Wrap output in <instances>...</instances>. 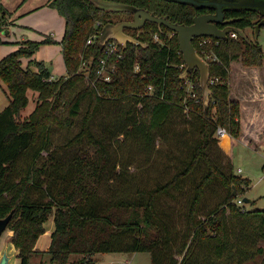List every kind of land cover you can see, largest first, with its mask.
I'll return each instance as SVG.
<instances>
[{"label":"trees","instance_id":"obj_1","mask_svg":"<svg viewBox=\"0 0 264 264\" xmlns=\"http://www.w3.org/2000/svg\"><path fill=\"white\" fill-rule=\"evenodd\" d=\"M105 1L144 7L187 24L214 11L169 0ZM48 5L65 19L62 39L17 41L18 47L0 58V82L10 99L0 112V219L13 212L8 227L20 264H30L40 252L36 243L52 216L48 252L57 264H97V253L137 251L150 252L152 264H245L257 256L264 264L259 244L264 208L249 210L238 203L251 179L237 174L231 159L222 162L216 136L218 127H225L234 139L225 134L221 145L229 149L242 135V104L231 95V67L234 61L264 65L257 38H194L211 76L219 78L210 83L211 100L205 104L200 71L181 77L186 63L176 32L150 21L140 34L131 31L147 45H122L118 69L105 81L96 69L106 46L100 37L90 44L88 39L114 22L113 14L132 12L92 0H50ZM8 13L0 2V46L6 42ZM263 17L258 9H230L226 24L246 29ZM51 42L62 45L66 74L55 77L43 60L33 58L24 66V57ZM187 78L195 82L200 100L188 90ZM30 89L38 92L37 104L23 117ZM116 109L122 115L97 131L98 118ZM79 118V130L55 147L54 132L72 128ZM158 138L169 144L166 151L157 146ZM123 145L147 156L136 167L140 172L163 152L166 163L145 179L131 169ZM72 254L79 257L70 261Z\"/></svg>","mask_w":264,"mask_h":264},{"label":"rangeland","instance_id":"obj_2","mask_svg":"<svg viewBox=\"0 0 264 264\" xmlns=\"http://www.w3.org/2000/svg\"><path fill=\"white\" fill-rule=\"evenodd\" d=\"M41 1L40 0H0V2H2L4 7L9 12L6 17V19L8 20L7 29H10L12 25L15 26L13 28L14 33H12L9 36V39L16 41V39L18 38L22 39V37H24V39L40 40L41 38L43 39V36L44 38L45 36H49L50 38L53 37L55 39L54 37L55 35H53V32L59 35L62 25V19H59L58 21L57 17H55V14H59L57 13L58 10L56 8L50 7L52 9H50V11L47 12L46 11L38 12L36 10H31L32 7H34L35 5H37V3H40ZM29 11L30 12L32 11L33 13L32 12L30 13ZM112 18L114 19V22H118L121 20H131L133 19V15L113 14ZM25 24H29L30 26H33L36 29H33V27L31 28L30 26H27ZM244 30L251 39H256L255 38L256 29L254 26L248 27ZM126 31L131 34L130 30H126ZM140 31L141 29L136 30L137 34H140ZM170 34H173V31H170ZM256 40L261 44L264 50V26L260 28L259 35ZM13 43L14 42L8 41L0 46V58L4 57L8 53V51L12 49ZM47 44H50V47L45 46V49L43 48L42 50V54L43 53L48 54L49 53L48 50H50V55H52L56 52V50H58L56 44L59 43L51 42ZM24 58L25 59L23 60V64L24 66H27L29 63L28 58L30 57H24ZM50 65H51V59H50ZM32 66L37 69L35 63L31 64V67ZM63 68L64 67L62 66L61 69L63 70ZM252 68H259L260 70L259 74L261 75L262 92L259 91L258 89L259 85L257 83L252 84L250 81H247V79H245L243 75L237 78V72H242L243 70L247 71L246 69L250 70ZM232 75L235 76V78H237L236 81L240 83L241 87L237 83L234 86V88L233 87L231 88L234 89V91H237L239 95L240 94L242 95L241 96L242 101L246 103L245 108L247 109L250 106L253 107L254 104H256L257 106H259V109L262 108L263 109L261 110L260 115H258L259 118H257V121H255L254 123H252V121H250L249 119L245 120L244 122L242 121L243 124L242 135L240 138L235 139L234 143L232 141V145L230 146L231 149L230 148L224 149L221 145L223 136L219 137V145L221 146L224 152L220 154V158L222 162H227L228 160L231 159L233 162L235 172L241 175L242 177L251 179V185L246 193V197L252 199L251 202H244L242 199V203L240 201H238V203L249 210L263 209L264 208V107H263L264 65L250 67L244 65L242 61H234L231 67V78ZM56 77H59V75ZM236 87H238V89H236ZM257 89L259 91V94L255 92ZM28 94H29V103L26 106V108L22 111L23 117L31 113V111H33V109L37 104L38 92L33 89H30L28 91ZM9 101L10 99H9V92L7 86L4 83L0 82V112L9 104ZM249 113H250V109H248V111L246 112L247 114L246 117H249ZM119 114L122 115V110L116 109L113 110L110 114H106L104 116L99 117L95 123V129L97 131H102L103 128H106V126L109 125L108 124L109 121ZM79 128H80V118L76 120L75 125L72 126V128L70 129L61 128L59 130H56L54 132L55 147L59 148L58 146H60L61 144H65L69 140V137L75 134L79 130ZM227 134L229 135L228 132ZM229 136L231 137V139L234 138L231 134ZM115 143L116 145H118L117 142ZM156 144L158 147L160 146L161 148H163L164 151H166V147H167L166 145H169L166 144V142L160 138L157 139ZM122 147L123 148H121V152L124 154H128L130 156V161L133 163V165L131 166L132 170H137L136 169L137 165L145 163L147 156H145L144 153L139 152L136 148H132V150H130L127 148L126 145H123ZM60 149L64 151L63 148ZM165 159L166 157L164 156V152H163L159 156L158 160L150 159L149 163H146V165H142V167L143 166L145 167L141 169V172L138 170L137 172L139 173V175H141V177H144L145 179L150 178V176H155L163 168ZM150 163L151 165H147ZM52 222H54L53 217H50V219H48L45 222V228L47 229L51 228L50 226ZM13 233L14 231L9 227L3 233L2 237L0 238V254H2L1 250L3 246H5L6 242H12L14 244V242L12 241ZM38 240H39L38 248L40 252H38L32 258L30 264H57L56 262H53L51 260V254L50 252H48L47 246H44L48 241H50V232L45 231L40 235ZM259 244L264 246V240H261ZM15 248L17 249L16 246ZM12 249L14 250L13 246ZM78 257H79L78 254H72L70 261H73ZM95 258L98 259L97 264H109L111 262H116L117 260H125V259H129L131 264H152V255L148 251H137L133 253H115V254L97 253ZM262 260H263V256H257L254 259L248 260L245 264H261Z\"/></svg>","mask_w":264,"mask_h":264},{"label":"water","instance_id":"obj_3","mask_svg":"<svg viewBox=\"0 0 264 264\" xmlns=\"http://www.w3.org/2000/svg\"><path fill=\"white\" fill-rule=\"evenodd\" d=\"M95 4L107 9H120L132 12L133 19L121 20L118 22H109L101 32L100 41L106 44L110 39H116L124 46L129 42L134 44L147 45L137 36L126 31V29L140 30L150 21L157 23L161 28L163 25L177 33L180 49L183 53L186 68L181 77H186L193 70L200 71V86L203 90L204 103L209 104L211 100L212 89L210 87V63L197 50L193 40L200 36H214L216 38L228 39L231 33H237L244 38H249L244 29L233 25L220 27L218 23H224L226 11L230 9H258L264 16V0H169L193 5L196 8H213L214 12H205L194 16L192 23L174 22L168 16L157 15L144 7L133 5L119 4L105 0H92ZM264 25L263 19L256 25L255 34L259 35L260 28ZM6 32L4 31L3 34ZM236 192V190H235ZM251 198L244 197V202H251ZM12 213L0 219V238L8 228ZM10 256L7 251L1 254L0 264H9Z\"/></svg>","mask_w":264,"mask_h":264},{"label":"crops","instance_id":"obj_4","mask_svg":"<svg viewBox=\"0 0 264 264\" xmlns=\"http://www.w3.org/2000/svg\"><path fill=\"white\" fill-rule=\"evenodd\" d=\"M41 1V0H40ZM49 1L50 0H42L40 3H37V5H35L34 7H32V9L31 10H36V11H38V12H43V11H50V9H52V8H50L51 6H49L48 5V3H49ZM38 4H41V5H38ZM30 12V11H29ZM32 12V11H31ZM30 12V13H31ZM30 13H28V14H30ZM33 13V12H32ZM57 13H59L58 11H57ZM59 15V16H58ZM24 16V15H23ZM22 16V17H23ZM55 17H57V19H58V21H59V19H62V25H61V29H60V32H59V35L58 34H56V33H54L53 32V35H55L54 37H55V39L56 40H61L62 39V37H63V35H64V31H65V19L63 18V16H61L60 14H55ZM13 19V18H12ZM61 21V20H60ZM25 25H27V26H30L29 24H25ZM15 26H11L10 27V29H6L5 30V34H3V38H4V40L6 41V42H17V41H20V40H24V37H22V39H16V41H13L12 39H9V36L12 34V33H14V30H13V28H14ZM31 28L33 27V26H30ZM33 29H36V28H34L33 27ZM58 35V36H57ZM43 38H44V36H43ZM40 39V38H39ZM42 39V38H41ZM13 43V47H12V49L11 50H9L8 51V53L9 52H11V51H13V50H15L17 47H18V44H14ZM45 46H49L50 47V44H43L41 47H40V49L32 56V57H30V58H28V60H30V59H32V58H34V59H38V60H43L44 62H45V64L50 68V70L52 71V73H53V76H60V75H63V74H65L66 73V66H65V61H64V55H63V51H62V45L59 43V44H56V46L58 47V50H56V52L54 53V54H52V55H50V50H48L49 51V53L48 54H45V53H43L42 54V50H43V48L45 49ZM50 49V48H49ZM45 54V55H44ZM25 58H23V60H24ZM50 59H51V65H50ZM27 60V61H28ZM51 66V67H50ZM62 66L64 67L63 68V70L61 69L62 68ZM32 68L33 69H35L36 70V68H34L33 66H32ZM59 68V69H58ZM57 70H60V71H57ZM247 71H245V70H243L242 72H237V78H239L241 75H243V77H245V79H247V81H250L252 84L253 83H257L258 85H259V87H258V89H259V91L260 92H262V88H261V75L259 74V68H252V69H250V70H248V69H246ZM237 78H235V76H233L232 75V78H231V81H230V83H231V87H233L234 88V86L238 83V85L240 86V83L239 82H237L236 81V79ZM239 80V79H238ZM241 87V86H240ZM236 89H238V87H236ZM258 89L255 91L257 94H259V91H258ZM231 95H232V97H235V98H238V99H240L241 101H242V95L240 94L239 95V93H237V91H234V89H232L231 88ZM246 107V103H244L243 101H242V111H241V117H242V121L244 122L245 120H250V121H252V123H254L255 121H257V118H259V116L258 115H260V112H261V110L263 109H259V106H257L256 104H254V106L252 107V106H250L249 108H245ZM263 107H264V105H263ZM248 109H250V113H249V117H246L247 116V114H246V112L248 111ZM245 114V115H244ZM256 124V123H255ZM230 135V134H229ZM234 139V138H233ZM232 139V140H233ZM53 217V216H52ZM53 221H54V217H53ZM51 228H46V232H50V241H52V233H53V231L55 230V221L54 222H52V224H51V226H50ZM50 241H48L47 243H46V245H44V246H47V249H49V247H50V244H51V242ZM12 243V242H11ZM13 244V243H12ZM39 240H38V242H37V245H36V248H38L39 247ZM13 248H14V253L12 254V253H9L8 251V254H9V256H10V260H9V264H20V258L18 257V250L15 248V246H14V244H13ZM38 250H39V248H38ZM6 250H4V246H3V248H2V250H1V252L3 253V252H5ZM110 253H113V254H115V253H117V252H110ZM96 256V255H95ZM0 258H1V254H0ZM98 260V259H97Z\"/></svg>","mask_w":264,"mask_h":264},{"label":"built area","instance_id":"obj_5","mask_svg":"<svg viewBox=\"0 0 264 264\" xmlns=\"http://www.w3.org/2000/svg\"><path fill=\"white\" fill-rule=\"evenodd\" d=\"M101 35L100 31L94 32L90 38L88 39V44L95 42ZM233 36H237V33H231ZM155 39L160 41V36L158 33L155 34ZM106 55L100 58L99 65L96 69V75L98 79H103L105 81H111L113 78V74L118 69V64L122 60L124 56L123 47L118 40L116 39H110L106 44ZM124 46V45H123ZM208 58L210 55L207 56ZM83 66H87V62H83ZM136 69H139V64H136ZM88 78V77H87ZM219 80L218 77H210V83L216 82ZM188 85V90L193 92V95L197 97V100H200V98L196 95V92H194V86L195 82L191 78H187L186 80ZM153 86L150 85L149 89L152 90ZM225 134H227V129L223 126H219L216 130V136L222 137ZM242 203V199L239 200ZM109 264H131L129 259L125 260H117L116 262H111Z\"/></svg>","mask_w":264,"mask_h":264},{"label":"bare ground","instance_id":"obj_6","mask_svg":"<svg viewBox=\"0 0 264 264\" xmlns=\"http://www.w3.org/2000/svg\"><path fill=\"white\" fill-rule=\"evenodd\" d=\"M4 250L8 251L9 253H14V250L12 249V243L11 242H6L4 246Z\"/></svg>","mask_w":264,"mask_h":264},{"label":"flooded vegetation","instance_id":"obj_7","mask_svg":"<svg viewBox=\"0 0 264 264\" xmlns=\"http://www.w3.org/2000/svg\"><path fill=\"white\" fill-rule=\"evenodd\" d=\"M214 12V11H213ZM227 18L225 17V20H226ZM218 25L220 26V27H225V26H227V25H229V24H226V22H224V23H218ZM126 30H130V31H133L132 29H126Z\"/></svg>","mask_w":264,"mask_h":264}]
</instances>
